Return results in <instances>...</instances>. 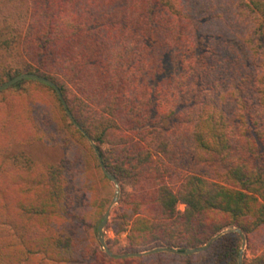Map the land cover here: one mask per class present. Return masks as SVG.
<instances>
[{
  "label": "trees",
  "instance_id": "1",
  "mask_svg": "<svg viewBox=\"0 0 264 264\" xmlns=\"http://www.w3.org/2000/svg\"><path fill=\"white\" fill-rule=\"evenodd\" d=\"M27 72L73 119L44 82L6 88L0 264H237L235 227L264 264V0H0V85ZM35 142L69 157L16 150ZM93 144L132 187L105 227L126 253L223 233L108 257L85 234L109 182Z\"/></svg>",
  "mask_w": 264,
  "mask_h": 264
},
{
  "label": "rangeland",
  "instance_id": "2",
  "mask_svg": "<svg viewBox=\"0 0 264 264\" xmlns=\"http://www.w3.org/2000/svg\"><path fill=\"white\" fill-rule=\"evenodd\" d=\"M8 88V87H7ZM4 90V91H3ZM0 91H3L0 93V106L3 105V103L7 102H14L15 100V92H12L10 90L2 89ZM17 151L21 150L28 154L31 159L33 160L34 163L37 165H42V164H58L61 161L67 159L69 156L67 154V150L63 146H57V145H46L43 143H32L27 146H18L16 148ZM120 184V197L117 203H115L111 210H110V215L108 221L114 217L117 213V210L120 206V201L131 192L132 187L129 183L127 182H119ZM114 193V187L113 184L109 181L102 186H99V191H98V200H102L105 204V210L110 203V200L113 196ZM185 207L184 204H179L178 209L183 210ZM105 212V211H104ZM103 212V213H104ZM98 223V218H94L93 221L88 223V226H85V231L86 235H89L90 233L93 236L95 242H92L93 246H99L101 250H103L100 245L98 244L96 240V234L94 232L96 228V224ZM104 237L106 240L107 245L109 248L116 254H125L126 251L128 250V240L126 238L125 233H118L116 234L112 229H106L104 228ZM144 252V251H141ZM243 254L246 258H251L252 257V251L251 248L248 247L246 241L245 245L243 247ZM148 255V254H147ZM143 256V255H142ZM109 257V256H108Z\"/></svg>",
  "mask_w": 264,
  "mask_h": 264
},
{
  "label": "water",
  "instance_id": "3",
  "mask_svg": "<svg viewBox=\"0 0 264 264\" xmlns=\"http://www.w3.org/2000/svg\"><path fill=\"white\" fill-rule=\"evenodd\" d=\"M24 78H30V79H35L41 82H44L48 85H50L57 93L64 109L66 110L67 114L69 115V117L71 119H73L72 114L70 113L66 101L63 98L60 89L58 88V86L55 84V82H53L51 79L45 77V76H41L35 73H23L20 75L15 76L14 78H12L11 80L6 81L5 83L0 85V90L5 89L9 86H11L14 82L20 80V79H24ZM74 124L77 126V128L80 129V131L83 134H86L85 130L83 128L80 127V125L74 121ZM88 140L90 142H92L91 138L89 136H87ZM93 149L95 154L97 155L99 164L102 168V171L104 173V175L108 178V180L113 184L114 187V193L113 196L110 200V203L108 204L105 212L103 213L100 221L97 223L96 228H95V234H96V240L98 242V244L100 245V247L103 249L104 253L111 257V258H124V257H138V256H142V255H147L150 253H156V252H169V253H175V254H182V255H188V254H194V253H199L203 250H205L215 239H217L222 233L218 232L217 234H215L213 237H211L205 244L197 246V247H193V248H185L183 250H179L176 248H172V247H156L153 248L151 250L148 251H144V252H130V253H125V254H116L114 253L109 246L106 243L105 237H104V228L106 227L107 223H108V219H109V215H110V210L112 208V206L118 202L119 197H120V184L119 181L117 179V177L111 173L109 170L106 169V167L104 166L103 162H102V158H101V154L100 151L98 149V147L93 144ZM233 231L237 232L242 240L241 243V248L239 250L238 253V257H237V264H243L242 263V257H243V247L245 245V235L243 234V232L241 231L240 228L235 227L233 229Z\"/></svg>",
  "mask_w": 264,
  "mask_h": 264
}]
</instances>
